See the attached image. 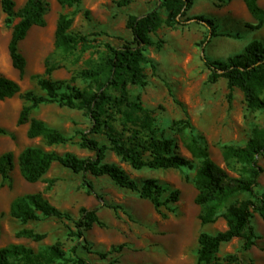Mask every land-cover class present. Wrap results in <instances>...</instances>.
<instances>
[{
	"label": "rangeland",
	"instance_id": "rangeland-1",
	"mask_svg": "<svg viewBox=\"0 0 264 264\" xmlns=\"http://www.w3.org/2000/svg\"><path fill=\"white\" fill-rule=\"evenodd\" d=\"M13 1L16 11L26 2ZM47 1L46 25L32 27L20 43V50L27 59L25 72L21 74L13 66L9 52L13 24H7L0 0V74L21 85L19 94L0 100V129L6 131L0 133V157L9 151L14 154V167L9 173L11 179L4 180L0 175V247L23 243L38 253L59 243L66 252V258L50 264H74L73 259L77 255L85 258L86 264H196L199 234L225 230L227 221L223 210L214 223H201V206L196 202L198 189L194 183L201 161L187 149L190 129L181 128L189 118L194 133L205 138L212 159L224 167L230 177L239 176L237 166L227 165L223 147L244 145L254 128L263 126L264 109L248 108L239 88L235 89L230 102L224 77L208 83L210 70L204 56L212 60H227L243 51L253 39L264 43V26L261 29L250 27L257 24L258 19L244 0H197L187 12L186 18L191 19H186L185 24L174 27L164 24L153 35L157 44L149 47L146 54L155 62L156 69L150 63L144 65L147 84L131 85V98L139 97L143 106L152 110L158 132L172 138L177 151L191 159L192 166L135 170L109 148L107 161L121 165L139 181L155 179L170 190H179V200L172 205L175 211L163 208L165 215H162L149 199L142 198L138 192L120 187L106 176L74 173L59 163L52 166L43 181L30 183L23 178L19 155L28 146L40 145L59 153L73 152L79 157L94 156L93 151L80 146L76 133L78 130L89 131L90 120L85 110L56 103L33 109L32 117L74 136L73 142L63 145L46 146L42 138L28 137V124H18L25 105L23 93L27 90L43 93L36 76L46 75L47 67L54 66L53 79L72 80L75 77L73 84L93 91L95 83L81 78L79 72L101 61L106 43L121 46L132 38L127 27L128 15H142L159 7L163 16H167L162 0H130L122 6L119 5L120 0H82L80 5L73 7L63 6L58 0ZM259 5L264 8V0H259ZM62 14L73 19L71 30L74 33L87 35L90 40L87 50L79 48L65 55L56 49L55 34ZM197 17L212 20L213 24ZM18 20L17 17L14 23ZM161 41L162 47L159 48ZM102 142L106 141L102 138ZM258 163L264 170V156L258 158ZM90 183L93 190L88 187ZM257 190L264 191V171ZM35 192L43 193L53 204L70 211L76 218L83 207L97 208L105 225H94L86 231L84 239L73 234L75 225L68 220L51 217L24 224L12 217V202L19 196ZM246 197V194H240L237 199ZM252 223L258 236L256 244L243 250L244 240L235 238L222 245L218 254L220 259L235 254L238 262L234 264H264V219L255 213ZM24 228H32L46 236L41 241L19 237L18 231ZM121 245L123 247L119 249ZM110 250L112 253L106 257L97 253Z\"/></svg>",
	"mask_w": 264,
	"mask_h": 264
},
{
	"label": "trees",
	"instance_id": "trees-1",
	"mask_svg": "<svg viewBox=\"0 0 264 264\" xmlns=\"http://www.w3.org/2000/svg\"><path fill=\"white\" fill-rule=\"evenodd\" d=\"M63 6L73 7L82 0H58ZM197 0H162V7L167 11L164 17L159 7L142 15L129 14L127 27L132 38L121 46L106 43L105 54L101 61L79 72L83 79L95 83V89L88 91L73 84L72 80H55L51 77L54 66H48L44 76L37 75V83L43 93L27 90L23 93V106L18 124H28L29 138H42L46 146L63 145L73 142L74 136L51 126L46 121L32 117L33 109L43 104L56 103L73 109L85 110L90 120L89 131L78 130L81 147L94 152V156L79 157L73 152L59 153L40 145L23 149L19 155V166L23 178L36 183L43 181L55 163L77 174L90 173L96 177L106 176L116 185L136 191L142 198L149 199L155 209L165 215L163 208L175 211L172 206L179 200V190H170L155 179L139 181L133 178L121 165L107 161L108 148L123 162L135 170L183 169L192 166V160L181 155L172 138L159 133L151 109L143 106L139 97L131 98L130 86H145L147 78L144 65L150 63L156 69L155 62L147 58L149 47L156 45L153 35L164 24L176 26L185 24L187 12ZM248 9L258 19L254 29L264 26V8L259 0H244ZM6 13L7 24H13L9 52L13 66L21 74L25 72L27 59L20 50V43L27 37L34 26H45L47 0H26L24 6L15 10L13 0H1ZM130 0H120L119 5H126ZM19 20L14 23L16 18ZM213 24L212 20L197 17ZM73 19L62 14L57 23L55 47L63 54L69 55L77 49L87 50L90 40L87 35L74 33L71 28ZM213 29H215L213 27ZM213 35H218L214 33ZM162 41L158 47H162ZM210 70L208 83L216 82L220 77L227 80L228 100L231 102L234 91L239 88L245 96L248 108L264 109V43L253 39L246 44L243 51L230 56L227 60H212L204 56ZM21 92L18 81L0 74V100L12 98ZM173 95V94H172ZM174 96V95H173ZM176 123H179L177 121ZM182 130L189 128L186 142L192 156L201 161L197 168L194 183L198 189L197 204L201 206L200 220L203 225L217 221L224 210L227 228L215 234L202 231L199 234L198 256L196 264H234L238 262L235 254L220 259L218 254L224 243L235 238L244 240L242 249H249L258 238L253 226V218L258 213L264 219V191L258 192L259 178L263 167L258 158L264 156V124L253 130L244 145H225L223 157L228 166L238 167L239 176L230 177L228 171L212 159L205 138L194 133L191 121L185 120ZM0 133H6L0 129ZM102 138L106 141L102 142ZM14 167V154L9 151L0 157V175L11 179L10 171ZM51 182V181H50ZM93 190L92 184H88ZM169 190V192H168ZM168 192V194H166ZM240 194L248 197L237 199ZM11 216L26 224L42 218H57L74 223L73 234L85 239L86 231L94 225H105L97 208H81L79 217L70 211L53 204L41 192L28 193L17 197L11 205ZM19 237L41 241L45 234L32 228L18 231ZM123 245L118 248L121 249ZM115 250V249H112ZM103 257L111 254L97 252ZM76 254V253H75ZM77 255V254H76ZM66 252L59 243L48 246L40 252L23 243H11L0 247V264H50L57 259H65ZM85 258L77 255L74 264H86Z\"/></svg>",
	"mask_w": 264,
	"mask_h": 264
}]
</instances>
